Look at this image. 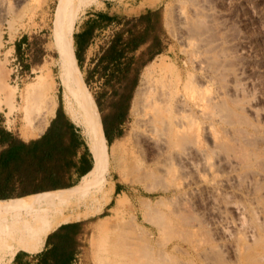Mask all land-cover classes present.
<instances>
[{"label": "rangeland", "instance_id": "rangeland-1", "mask_svg": "<svg viewBox=\"0 0 264 264\" xmlns=\"http://www.w3.org/2000/svg\"><path fill=\"white\" fill-rule=\"evenodd\" d=\"M145 1L95 0L81 10L74 31L79 22L86 20L85 17L96 18L104 8L119 12L117 14L121 17H131L130 13L143 6ZM153 1V8L162 14L163 50L138 70L137 85L128 102V111L113 131L119 135L115 134V140L107 145L105 153L111 168L109 188L113 185L116 188L120 183L122 189L118 194L116 189L110 191L107 201L105 198L96 199L75 209V212L86 214L79 220L87 222L89 231L85 236L87 246L76 264H242L231 248L238 232H234L232 239L222 235L203 203L205 193L194 196L186 186L185 173L173 160L166 155L147 152L136 139L139 126L133 112V97L146 70H151L152 95L164 75L171 74V71L179 73L184 81L202 85L206 101L215 96L217 111L206 112L203 117L206 126L219 129L231 143H238V147L246 145L264 152V0L148 2ZM72 4L79 3L77 0H0V75L16 87L18 93L41 77L56 76V59L60 55L63 37V10ZM167 8L180 9L184 15V27L178 28L175 34L164 25ZM199 23L207 38L203 47L198 46V36L194 33ZM120 28L116 22L95 32L90 59L82 67V101L95 123L87 100L94 94L101 100L102 118H110L118 109V93H114L110 86L104 87L99 77L90 80L88 70L101 47ZM20 36L26 37L27 45L26 55H22L23 61L19 64L21 56L11 46ZM30 66L33 68L28 70ZM58 85L61 87L60 83ZM21 94H18L19 100L16 97L9 103L0 101V105L8 104L13 112L12 103L18 100L20 106ZM7 111L6 105L0 107V121L22 134L25 125L29 128L39 118L35 116L25 122L21 113L7 115ZM115 142L118 146L114 155L109 157V149ZM243 184L247 186L246 182ZM255 184L264 190L263 177L255 179ZM244 186L228 187L222 192L236 202L255 204L256 196ZM119 194L126 197L121 206L117 205ZM107 216L111 225L108 222L106 230L96 231ZM162 218L171 220V223ZM194 239L199 242H196L198 247L193 244ZM246 264H264V260Z\"/></svg>", "mask_w": 264, "mask_h": 264}, {"label": "bare ground", "instance_id": "bare-ground-1", "mask_svg": "<svg viewBox=\"0 0 264 264\" xmlns=\"http://www.w3.org/2000/svg\"><path fill=\"white\" fill-rule=\"evenodd\" d=\"M87 5L89 4H72L63 10V37L60 55L56 59V76L48 74L36 83L28 85L22 91L20 106L12 101L11 109H20L29 122L35 116H40L45 127L48 118L54 114L57 104L55 92L57 84L60 83L66 112L68 111L71 118L82 128L93 154V176L90 180L82 178L68 192L41 199L33 204L0 207V264L11 263L33 230L64 217L81 218L86 214L75 212V209L96 199L108 200L106 196L110 193L111 168L96 128L82 101L83 76L76 62L74 48L76 20ZM183 20L184 15L180 9L167 8L165 27L170 33L175 34L178 28L183 29ZM202 30L200 23L194 28L200 47L205 46L207 42ZM153 86L151 70L148 69L133 101V112L137 116L139 126L138 134L135 133L136 139L140 140L147 152L166 155L173 160L185 173L186 186L194 196L205 193L203 203L209 209L214 224L222 235L232 239L234 232H238L231 248L240 263L263 261L264 190L257 187L255 179L264 178V152L253 150L246 145L238 147V143H231L219 129L213 130L212 125H205L203 117L208 110L213 111L212 113L217 111V100L214 96L210 97L209 102L206 101L201 84L194 85L184 81L181 74L171 71V74L164 75L162 81L157 83L152 95L150 93ZM17 93L16 87L0 75V101L9 103L10 99L17 97ZM211 116L214 117L213 114ZM117 146L118 143L115 142L110 147L109 157L114 155ZM224 173L227 176L223 177ZM245 182L247 186H244ZM237 185L244 186L256 196L255 204L239 203L223 194L225 188ZM125 201L126 197L119 194L117 205H124ZM102 220L96 227L98 232L107 229L110 217H104ZM159 220L161 223V219ZM169 222L171 223V220ZM168 226L170 227V224ZM95 241L94 236L93 244ZM193 242L196 246L198 241L194 239ZM205 242L203 239V243Z\"/></svg>", "mask_w": 264, "mask_h": 264}, {"label": "trees", "instance_id": "trees-1", "mask_svg": "<svg viewBox=\"0 0 264 264\" xmlns=\"http://www.w3.org/2000/svg\"><path fill=\"white\" fill-rule=\"evenodd\" d=\"M77 1L79 4H91L95 0ZM88 21L90 22L88 28L90 37H93L96 30L116 22L121 25V28L114 33L113 37L101 47L98 56L93 59L92 66L88 70V78L90 80L99 77L103 80L104 87L110 86L114 93H118V109L112 113L110 118L103 116L101 119L102 115L99 112L101 113L103 109L99 98L91 95L86 102L96 123L108 139L100 132L91 118L94 127L98 129L102 147L106 152L107 143L113 142L115 134L119 135V133L113 131L116 124L122 120V115L128 111V102L131 100L132 92L137 85L138 70L163 50V20L159 9L146 8L131 17H121L118 14L109 15L101 11L98 12L96 18H89ZM22 38H25V36ZM16 51L21 54L17 43ZM76 54L79 64L82 65L81 55L79 53ZM22 61L23 57L21 56L20 62ZM85 81L89 86L86 78ZM0 145H8L6 150L11 151V159H16L17 156L26 154V142L18 138L13 131L7 129L1 121ZM4 171V164H0V207L7 203H12L10 202L12 200L6 198L20 195L22 191L3 185L2 180H5ZM115 189V193L118 194L122 189V184L117 183ZM38 199L40 198H29L19 201V204H32ZM65 221L69 222L61 224L47 235L45 246L41 251L30 253L25 250H19L10 264H76L79 255L83 253L87 246L85 242V236L89 233L86 228L87 222L85 220Z\"/></svg>", "mask_w": 264, "mask_h": 264}, {"label": "crops", "instance_id": "crops-1", "mask_svg": "<svg viewBox=\"0 0 264 264\" xmlns=\"http://www.w3.org/2000/svg\"><path fill=\"white\" fill-rule=\"evenodd\" d=\"M148 1L149 0H146V3H144L143 6H140L138 10L130 13V15H136L146 8L156 9L153 8L155 1L152 3H149ZM102 12H106L109 15L119 13L108 11L107 8H104ZM90 16H94V14H90ZM95 17H97V15ZM85 19L86 20L83 19L79 22L77 29L74 31L76 61L82 72V67L90 59L89 51L92 46V41L95 38V33L93 34V37L89 36V16L85 17ZM16 43L19 46L20 55H26V37L22 38V36H20L16 42L13 43L11 47H13L14 51H16ZM76 53L81 55L82 65L79 64ZM31 68L33 67L30 66L28 70ZM53 70L54 69H52V72ZM18 94L17 98L19 100L20 98ZM55 98L57 104L54 114L48 118V123L45 127L43 126L44 123L40 116L29 128H26L25 125L23 128V134L13 131L2 122L7 129L13 131L18 138L26 142V154L24 153L21 156H17L16 159H11V151L6 150L8 145H0V164H4L5 166V171L3 172L5 174V180H2L3 185L22 190L20 195L6 198L12 200L10 201L12 203H7L5 205L24 206L26 203L19 204V201L35 197L40 198L37 200L39 201L47 197H52L50 195L56 196L68 192L74 185L79 183L82 178L84 180H90L93 176V154L88 146L82 128L71 118L68 111L66 112L62 88L59 85L55 92ZM18 100H16V104L19 107L20 102ZM2 105L7 106V115L19 112L22 114L26 122L25 115L20 109L11 112L8 104ZM2 105H0V107ZM99 114L101 113L99 112ZM42 129L43 131L41 132ZM96 131L98 133V129H96ZM109 189L110 191H114L115 185ZM79 219L81 218L64 217L58 221L48 223L43 228L33 230L27 236V239L20 250H25L30 253L41 251L45 246L46 237L50 232L55 230L61 224L69 222L65 220Z\"/></svg>", "mask_w": 264, "mask_h": 264}, {"label": "built area", "instance_id": "built-area-1", "mask_svg": "<svg viewBox=\"0 0 264 264\" xmlns=\"http://www.w3.org/2000/svg\"><path fill=\"white\" fill-rule=\"evenodd\" d=\"M19 64H20V61H19ZM22 68V66H20Z\"/></svg>", "mask_w": 264, "mask_h": 264}]
</instances>
